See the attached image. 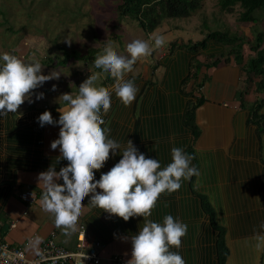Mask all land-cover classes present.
<instances>
[{"label":"trees","instance_id":"trees-1","mask_svg":"<svg viewBox=\"0 0 264 264\" xmlns=\"http://www.w3.org/2000/svg\"><path fill=\"white\" fill-rule=\"evenodd\" d=\"M204 1L120 0L117 12L121 18L135 20L149 34L165 21L190 18ZM220 4L229 13L235 6H240L239 21L256 26L260 13H264V0H221ZM201 34L205 36L200 41L174 39L169 43L163 58L152 68L161 72L162 76L157 75V80L144 79L140 74L127 78L134 80L139 91L130 106L116 100L114 111L109 113L107 129L111 138L122 145L131 140L140 153L146 158L158 159L162 167L171 163L173 147L183 148L194 157L191 166L200 170L197 145L204 139L219 141L218 131L221 130L210 125L218 124L215 119L219 114L210 117L204 109L207 98L202 93L205 80L200 79V71L202 67L217 68L220 64H234L241 68L245 86L237 93L239 112L234 117L224 116L225 121L231 120L229 124L225 122V132L232 142L230 153H215L224 209L213 196L209 199L208 191L199 189L196 185L198 177L194 176L190 181L182 180L178 191L162 193L150 217L154 222L162 223L166 215H172L187 225L181 248L171 249L179 251L186 264H228L231 254L228 236L253 237L261 231L259 226L264 223V30L256 32V46L251 48L252 54L247 60L244 37L208 28ZM99 51L100 48H92L81 54L63 48L64 58L60 65L64 66L70 59L92 64ZM203 56L213 59L211 66L199 60ZM192 79L201 80L199 92L191 91ZM113 84L114 81L107 78L101 86L108 88ZM250 94L256 96L254 102L246 100ZM201 112L207 113L208 130L200 125ZM121 158L119 150L115 155L110 153L102 169L109 168L110 164L114 166ZM213 168L206 169V176L212 180ZM102 169L95 172L97 181ZM217 208L226 212L227 222L221 212L217 214ZM142 227L143 217H133L128 222L118 218L115 222L116 229L130 234H137ZM239 250H243L242 247Z\"/></svg>","mask_w":264,"mask_h":264},{"label":"clouds","instance_id":"clouds-1","mask_svg":"<svg viewBox=\"0 0 264 264\" xmlns=\"http://www.w3.org/2000/svg\"><path fill=\"white\" fill-rule=\"evenodd\" d=\"M150 40L154 44L142 39L132 41L127 45L126 56L118 54L113 42L107 41L102 54L95 58L94 66L113 79L111 91L96 86L100 73H93L80 84L77 94L65 93L58 98L66 105L58 108V121L49 111L39 116L41 127L60 126L59 138L51 143V149L59 148L61 158L68 162L59 172L51 166L38 175V186L43 189L39 204L43 211L54 215L57 227H62L68 235L79 230L82 201L86 197H90V205L125 222L143 217V227L131 236V259L127 264H186L179 251L171 249L181 248L187 225L172 215H166L162 223L150 217L162 193L176 192L182 180L200 176L199 170L191 166L194 157L183 148L173 147L171 163L162 167L158 159L146 158L140 153L131 140L122 145L111 138L109 129L102 127L103 116L111 108L112 92L126 107L130 106L139 89L134 80L126 77L134 72L138 60L151 56L166 42L164 35L156 33L150 35ZM0 61H3L0 64V114L3 115L17 113L34 90L60 76L59 73L43 75V66L36 59L26 62L5 52ZM52 90H56L55 86ZM43 98V93L36 96V100ZM117 150L122 158L97 181L95 172L102 169L110 153L115 155ZM259 227L261 231L252 237L258 253L264 251V223Z\"/></svg>","mask_w":264,"mask_h":264},{"label":"rangeland","instance_id":"rangeland-1","mask_svg":"<svg viewBox=\"0 0 264 264\" xmlns=\"http://www.w3.org/2000/svg\"><path fill=\"white\" fill-rule=\"evenodd\" d=\"M119 1L0 0V56L7 52L26 62L32 59L39 60L43 66V75L59 73L60 76L59 79L45 82L37 89L42 90L45 87L53 89V86H57L64 88V94L72 93L75 95L80 84L93 73H100L96 81V86L98 87L101 86L104 79L108 78L109 81H113V79L108 73L95 68L94 61L89 64L86 61L70 59L64 66L60 65L64 58L63 48L69 51L77 50L81 54L87 53L92 48H100L99 54H102L105 43L111 41L118 54L126 56L127 45L132 41L142 39L154 44L150 40L151 34L164 35L166 38L165 45L161 49L154 50L151 56L138 60L136 65H134V72L126 77L129 78L140 74L144 79L157 80V77L162 76L161 72L159 69L154 70L152 68L154 65L156 66L157 61L163 58L169 43L174 39H177V41H187L189 39L200 41L205 36L201 34V31L207 32V28L236 33L247 41L244 46L245 60H247L249 55L252 54L251 48L256 46V32L264 30V13H260V21L256 26L253 23L239 21L238 18L242 11L240 6H235L234 11L229 13L222 8L221 0H205L202 7L193 13L190 18L165 21L161 27L148 34L139 27L135 20L119 17L117 12ZM199 60L209 66L213 62V59H208L204 56L199 58ZM2 63L3 61H0V64ZM219 67H222V64ZM214 70V68H210V70L203 69L202 72L209 71L211 73ZM200 81L199 79L198 82L192 79L191 91L199 92ZM203 90L204 88H202V92ZM115 96L113 94L111 97L112 101H114ZM255 97L254 94H250L246 96V100L254 102ZM229 98L226 102L224 101V104L228 105L229 103L227 102L232 101V98ZM55 101H58V97H53L50 104ZM229 105H232L233 108L239 106L238 103L234 104V102ZM207 111L210 113V110ZM201 113L203 114L200 115V125L208 130L207 113ZM125 115L121 118V121H123ZM215 120L218 124L212 123L210 125L221 129L218 131L219 141L210 142L204 139L197 145L200 176L196 185L200 190L208 191L209 195L206 192L204 193L209 199L211 198L210 196H213L224 209V205L222 206V186L219 182L220 177L217 168L218 158L216 159L215 153L218 151L225 155L230 153L232 142L230 137L227 136V132H225L227 128L225 122L228 121L227 124H229L231 120L225 121L224 115L220 112L219 118ZM210 168H213V174H211L213 180L206 176V169ZM216 211L217 214L221 212L222 218L226 222L228 221L226 212H223L221 208L220 211L218 208ZM226 222L225 224H227ZM227 242L231 252L228 264H257L258 260L260 261L258 264H264V251L259 253L256 251L255 241L252 237L240 239L228 236ZM240 242H245V246H241L244 249L238 251L241 247L236 245ZM233 250H235L234 253Z\"/></svg>","mask_w":264,"mask_h":264},{"label":"crops","instance_id":"crops-1","mask_svg":"<svg viewBox=\"0 0 264 264\" xmlns=\"http://www.w3.org/2000/svg\"><path fill=\"white\" fill-rule=\"evenodd\" d=\"M203 69L207 68L202 67L200 71V79L205 80L202 93L207 98L204 109L210 110L211 117L219 112L224 116L234 117L239 112L238 107L233 108L229 104H240L237 93L245 86L241 68L234 64H224L214 68L211 73L202 72ZM55 88V91L48 87L34 90L30 100H26L17 113L0 114V238L13 247L29 242L26 246V257L35 259L40 248L48 240H53L61 247L75 249L78 233L84 225L88 238L96 239L102 244L101 264H116L113 262L116 258H122L127 263L131 259V236L136 234L116 229L115 222L119 217L100 212V208L89 204L90 197L82 201L84 208L78 220L79 230L71 235L66 234L62 227H57L54 215L43 211L39 204L43 189L38 186V175L46 172L51 166L59 172L68 164L61 158L59 148L51 149V143L59 138L60 126L46 124L41 127L38 122L39 116L45 111L51 112L55 121L59 120L57 110L60 105H66L62 100L52 104L50 101L53 97L59 98L64 94V88ZM108 88L111 91L112 87ZM40 93L44 94V98L36 100ZM113 94L115 93L112 92L111 97ZM228 98H232V101H228L229 104L226 105L224 103ZM116 100L119 101L116 96L114 101L111 98V108L108 114L103 116L105 124L102 127L108 128L109 113L114 111ZM108 166L109 168L102 169L98 176L113 167L112 164ZM59 183L62 184L63 181ZM27 190L35 191L38 195L33 204L20 198V194ZM238 245L245 246V242L236 246Z\"/></svg>","mask_w":264,"mask_h":264},{"label":"built area","instance_id":"built-area-1","mask_svg":"<svg viewBox=\"0 0 264 264\" xmlns=\"http://www.w3.org/2000/svg\"><path fill=\"white\" fill-rule=\"evenodd\" d=\"M32 193L34 196L32 197ZM20 198L33 204L38 195L35 191L27 190L20 194ZM25 245L11 246L0 238V264H101L100 249L102 244L96 239L88 238L87 228L82 225L78 233L77 245L73 250L57 245L53 240H48L39 250L35 259L26 257ZM87 257V258H86ZM116 264H127L122 258L113 261Z\"/></svg>","mask_w":264,"mask_h":264}]
</instances>
